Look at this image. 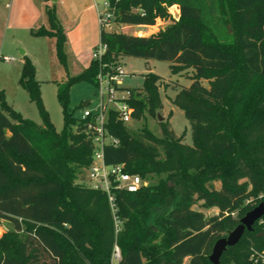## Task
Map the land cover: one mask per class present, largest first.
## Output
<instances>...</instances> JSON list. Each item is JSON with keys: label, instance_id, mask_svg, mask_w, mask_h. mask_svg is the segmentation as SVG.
Instances as JSON below:
<instances>
[{"label": "trees", "instance_id": "1", "mask_svg": "<svg viewBox=\"0 0 264 264\" xmlns=\"http://www.w3.org/2000/svg\"><path fill=\"white\" fill-rule=\"evenodd\" d=\"M106 1L121 27L170 23L148 36L101 28L102 60L92 58L58 90L61 132L43 105L36 66L24 55L19 85L43 124L23 118L0 92V222L9 225L0 237V264H114L116 246V264H213L215 242L264 203V0ZM46 16L48 25L32 34L55 37L63 57L66 38L55 4ZM122 56L168 61L174 74L194 69L192 84L173 100L190 122L193 143L185 144L168 121L160 122L159 137L112 112L106 126L118 144L104 146L105 163L124 164L150 181L135 193L115 189L114 213L107 193L84 181L96 150L94 118L75 116L68 100L73 81L96 85L100 71ZM162 84L168 86L149 71L141 89H128L133 119L147 112L158 118ZM215 181L220 189L210 187ZM200 201L219 214L194 209ZM260 233L258 220L219 264H264Z\"/></svg>", "mask_w": 264, "mask_h": 264}, {"label": "rangeland", "instance_id": "2", "mask_svg": "<svg viewBox=\"0 0 264 264\" xmlns=\"http://www.w3.org/2000/svg\"><path fill=\"white\" fill-rule=\"evenodd\" d=\"M81 1V0H79ZM105 0H92L91 3L97 15L98 20V35L94 37V42L91 47H87V37L82 36L78 30H71L65 28L63 22L66 20V12L64 8L60 9L59 19L65 32V44L63 47L64 56L60 57L57 51L56 38L47 36H36L32 31H13L9 30L7 33L4 30L3 19H0V92H3L6 101L14 110L22 115L23 118L29 119L38 125L43 124L41 114L37 104L31 100L29 93L19 85V78L21 76L22 51L29 50L34 55L36 66V77L41 83V97L43 105L47 110L52 123L57 132H61L64 126L63 107L58 100V90L64 84L71 81L75 76L84 72L90 65L93 54L100 46V14H108L105 6ZM58 0L55 1V4ZM86 3V2H85ZM81 2L79 3V5ZM80 8V7H79ZM80 10V9H79ZM170 12L173 16L179 17L180 11L177 5L170 7ZM111 22L107 25L108 28L114 30H121L128 34H138V27L131 26L129 28H121L115 21V17L111 16ZM170 21L158 20L154 27L150 30L157 32L159 29L166 27ZM46 25L48 21L46 18ZM42 26V25H41ZM39 26V28L41 27ZM38 28V29H39ZM143 35H150L152 32L143 29ZM6 34H5V33ZM16 42V43H12ZM6 46L12 45L11 48L15 51L17 56L11 52L2 50L3 44ZM28 55V54H25ZM10 56L11 60H5L4 57ZM119 64L124 68L126 75L119 78L120 87L126 89H141L143 86L144 75L151 71L162 78L165 84L159 87L160 98L163 104L160 115L162 120L150 115L148 112L141 119H131L126 125L138 129L146 125L154 134L159 137L163 136L162 126L160 122L168 121L170 129L173 133L182 137V140L187 145H192V129L189 120L186 118L184 111L173 103L177 93L183 87H189L193 80L194 69L174 74L171 71V63L161 60H146L133 56H122L119 59ZM203 85L207 86V81H203ZM69 109L73 111L75 116L82 117L85 109L97 112L99 110V96L97 88L94 83L86 80H75L72 83L69 94ZM88 106L85 107V104ZM170 115V118H169ZM87 178L84 180L88 183ZM157 179H153L151 183H155ZM211 188L220 189L221 182L215 181L210 184ZM202 201L193 206L194 209L201 211L205 216H216L219 214V209L216 207L205 209L201 206ZM9 228L5 221L0 222V237ZM116 264V260L114 261Z\"/></svg>", "mask_w": 264, "mask_h": 264}, {"label": "built area", "instance_id": "3", "mask_svg": "<svg viewBox=\"0 0 264 264\" xmlns=\"http://www.w3.org/2000/svg\"><path fill=\"white\" fill-rule=\"evenodd\" d=\"M106 14H100L101 28L106 30H112L107 27L110 24L113 12L109 9V4L105 0ZM106 52V45L100 43V46L96 48L93 58L96 60H102L104 53ZM5 60H11L10 57H4ZM107 65H104L106 68ZM124 68L118 64L116 67L109 69H103L97 76L96 88L99 96V110L97 112L85 109L82 118L93 117L94 122L89 123V129L94 134V142L96 150L94 153L93 163L89 169L88 185L104 190L108 195V200L112 209V212L116 211L114 190L119 189L130 193H135L140 188L148 186L150 181L143 179L139 175H133L125 171L124 164L108 165L104 160V146L106 144H118V140L113 137L107 130V122L109 115L115 113L118 120L127 124L133 119L134 108L129 104L128 100L131 96V92L126 89H122L119 84V78L126 75ZM260 224L264 225V218L259 219ZM120 259V250L116 246L113 253V260Z\"/></svg>", "mask_w": 264, "mask_h": 264}, {"label": "crops", "instance_id": "4", "mask_svg": "<svg viewBox=\"0 0 264 264\" xmlns=\"http://www.w3.org/2000/svg\"><path fill=\"white\" fill-rule=\"evenodd\" d=\"M91 1L92 0H58V3L55 4L53 0H0V19H3L2 21L5 25L4 30L6 33L9 30L28 31L38 29L41 25L47 26L46 8L47 6L55 4L58 16L59 12H61L60 9L63 10L62 7L67 13V21L63 22L64 27L70 28L71 30L73 29L75 31L78 30V32H80L82 36L87 37L86 43L83 44L87 47H91L94 42V37H96L99 32L97 15ZM80 2L81 4L79 5ZM125 27L129 28L131 27V25L122 26L121 28ZM135 27H138V34L135 35L146 36L142 34L144 31L143 29L151 31L150 29L154 26ZM11 46L12 45L6 46L4 43L2 50L11 52L12 54H14V56H17ZM25 54H28L27 56H29L35 64L34 55L30 53L29 50L22 51V58L20 60V63L23 64V57ZM1 55L4 56L2 53Z\"/></svg>", "mask_w": 264, "mask_h": 264}, {"label": "water", "instance_id": "5", "mask_svg": "<svg viewBox=\"0 0 264 264\" xmlns=\"http://www.w3.org/2000/svg\"><path fill=\"white\" fill-rule=\"evenodd\" d=\"M54 2L56 0H53ZM88 106V103L85 104V107ZM159 120H162V116L159 114ZM261 218H264V203L261 202L254 209L249 211L241 220L238 226L233 230L228 231L227 235L219 238L212 249V252L209 256L210 261L213 264H219L220 259L224 252L228 250L229 247L236 246L241 240L244 232L246 230L253 231L254 224ZM258 236L264 237V233H260Z\"/></svg>", "mask_w": 264, "mask_h": 264}]
</instances>
